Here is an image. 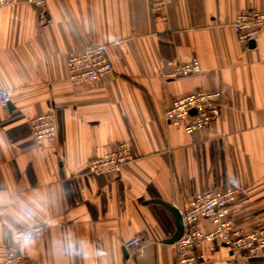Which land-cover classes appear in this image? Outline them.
Listing matches in <instances>:
<instances>
[{
	"label": "crops",
	"instance_id": "crops-1",
	"mask_svg": "<svg viewBox=\"0 0 264 264\" xmlns=\"http://www.w3.org/2000/svg\"><path fill=\"white\" fill-rule=\"evenodd\" d=\"M264 0H173L168 20L149 0H44L0 5V264L9 247L42 264H178L174 214L197 194L236 189L237 228H264V30L241 42L236 16ZM101 46L113 65L74 86L68 59ZM198 59L200 71L178 76ZM199 89L221 92V117L187 133L170 125L172 102ZM53 112L54 141L38 144L30 120ZM129 143L120 171L94 174L91 158ZM44 226L26 244L20 228ZM206 231L213 224L203 221ZM140 235L145 250L126 255ZM203 264H264L206 242Z\"/></svg>",
	"mask_w": 264,
	"mask_h": 264
},
{
	"label": "built area",
	"instance_id": "built-area-1",
	"mask_svg": "<svg viewBox=\"0 0 264 264\" xmlns=\"http://www.w3.org/2000/svg\"><path fill=\"white\" fill-rule=\"evenodd\" d=\"M26 1L43 5L44 0H0V5ZM173 0H149L152 13L157 20L167 21V8ZM234 29L241 42L257 40L264 30V9H251L239 13L233 22ZM69 80L74 86L102 80L113 72V65L103 47L92 46L80 53L72 54L68 59ZM178 76H189L200 71L197 58L176 67ZM10 99L9 90L0 92L4 106ZM221 92L199 89L176 98L165 112L168 124L182 128L187 133H194L212 127L221 117ZM32 134L38 144L54 141L57 137L55 114L47 112L30 120ZM133 159L128 142H120L113 150L91 158L88 170L94 174L118 172L122 166ZM239 192L236 189L219 192L209 190L195 195L188 205L181 209L184 232L175 241L178 252V264H203L206 255L202 247L206 242H222L237 252L241 259L257 256L264 251V228L245 231L234 225L231 207L236 202ZM203 221L213 224V229L203 230L199 224ZM44 226L20 228L15 233L16 240L26 244L31 239L42 235ZM130 256L142 254L145 240L137 235L124 242ZM2 264H42L27 255L23 250L9 247Z\"/></svg>",
	"mask_w": 264,
	"mask_h": 264
},
{
	"label": "water",
	"instance_id": "water-1",
	"mask_svg": "<svg viewBox=\"0 0 264 264\" xmlns=\"http://www.w3.org/2000/svg\"><path fill=\"white\" fill-rule=\"evenodd\" d=\"M250 44L252 46H254L255 41L251 40ZM151 202H156V203H160L162 205H164L166 208H168L175 216V221H176V231L174 232V234L168 238L166 240V242L169 243H174L175 241H177L183 234L184 232V224H183V220H182V215H181V211L178 207H176L175 205H173L170 202L164 201V200H160V199H154L151 200ZM125 254L128 256V252L127 249L124 248Z\"/></svg>",
	"mask_w": 264,
	"mask_h": 264
}]
</instances>
